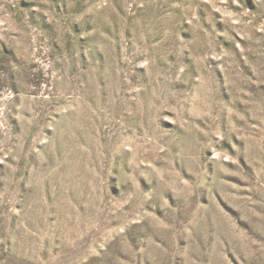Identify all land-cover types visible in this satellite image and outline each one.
Here are the masks:
<instances>
[{
	"label": "rangeland",
	"instance_id": "obj_1",
	"mask_svg": "<svg viewBox=\"0 0 264 264\" xmlns=\"http://www.w3.org/2000/svg\"><path fill=\"white\" fill-rule=\"evenodd\" d=\"M0 264H264V0H0Z\"/></svg>",
	"mask_w": 264,
	"mask_h": 264
}]
</instances>
